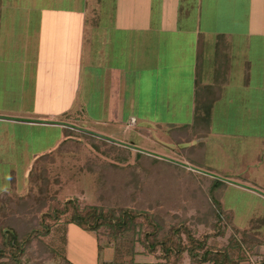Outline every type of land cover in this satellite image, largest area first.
I'll return each mask as SVG.
<instances>
[{"label":"crops","instance_id":"0c3cea01","mask_svg":"<svg viewBox=\"0 0 264 264\" xmlns=\"http://www.w3.org/2000/svg\"><path fill=\"white\" fill-rule=\"evenodd\" d=\"M13 1L0 0V14ZM49 3L46 8L34 4L29 12H18L27 21L20 18L10 30L14 35L18 32L14 49L27 52L22 60L14 56L18 61L14 72L18 77L20 73L22 83L23 76L30 75L33 99L47 98L57 104L29 113L0 109V140L8 137L1 134L2 128L15 131L22 125H58L64 129L60 145L73 130L62 121L65 118L70 123L83 121L84 131L100 132L91 134L94 137L103 138L101 127L114 123L123 135L128 127L133 128L159 144H164L162 136L167 134L174 141L189 140L182 134L188 130L190 145L200 150L201 158H213L220 149L226 158H245L253 150L260 155L264 144V0ZM5 58L7 64L13 63ZM3 96L24 99L23 85L20 92ZM91 110L96 115L94 126L88 124ZM180 154L187 158L186 153ZM7 191L5 195L0 192L2 216L21 211L23 191ZM70 227L82 228L66 223V233ZM91 237L97 246L94 264H102L104 245L97 235ZM138 253L153 254V264H175L164 252L145 248H136L134 264H140ZM113 259L114 250L104 261ZM180 264L195 263L183 257Z\"/></svg>","mask_w":264,"mask_h":264},{"label":"rangeland","instance_id":"374dc122","mask_svg":"<svg viewBox=\"0 0 264 264\" xmlns=\"http://www.w3.org/2000/svg\"><path fill=\"white\" fill-rule=\"evenodd\" d=\"M40 1L14 0L1 8L0 49L6 50L0 51V109L18 108L29 113L57 104L47 98L33 99L30 75L23 76V84L13 67L18 64L14 56L22 60L27 52L14 49L18 32L14 35L10 29L20 18L27 21L18 12L30 11L34 4L46 8L49 1L51 6L52 0ZM5 57L13 63L7 64ZM22 85L24 99L3 96L4 92H20ZM91 112L88 124L94 126L96 115ZM62 121L70 124L67 127L73 129V136L60 145L64 129L58 125L1 129L8 137L0 140V192L5 195L7 189L16 188L23 195L21 211L7 216H2L3 207L0 211V249L6 248L1 241L3 229L16 226L22 235H31L22 264H94L97 246L93 235L105 248L100 263L114 250L115 264H130L135 248L149 250L151 244L161 253L162 242L168 241L172 247L167 253L169 262L180 264L186 257L195 264H216L213 260L195 261L187 251L178 250L188 244L189 234L205 242L200 254L208 246L229 252L234 264L264 261V246L259 247L264 244V144L260 155L253 150L245 158H226L220 149L213 158H201L200 150L190 145L188 130L182 134L189 140L174 141L167 134L162 136L164 144H159L141 137L133 128L128 127L123 135L114 123L101 127L103 138H98L91 134L100 132L82 130L83 121ZM11 133L15 138L9 137ZM214 177L227 182L222 197L212 195ZM220 197L223 207L218 204ZM73 198L81 208L97 205L108 215L119 216L124 210L139 214L125 229L106 224L96 231L70 227L66 233L68 215L57 220L52 215ZM155 258L153 254L136 256L140 264H153Z\"/></svg>","mask_w":264,"mask_h":264},{"label":"trees","instance_id":"16d2710c","mask_svg":"<svg viewBox=\"0 0 264 264\" xmlns=\"http://www.w3.org/2000/svg\"><path fill=\"white\" fill-rule=\"evenodd\" d=\"M72 131L73 130H71L68 134L71 136L67 137L65 140L70 139L73 136ZM213 180L214 181L212 185H209L210 189L212 190V195L216 194V197L218 195L222 197L223 188L227 185V182L215 177L213 178ZM221 197L218 198V204L223 207ZM138 214L139 213H132L131 211L124 210L121 211L119 216H115L111 213L110 215H108L104 212L103 208L97 205L90 204L85 206L84 208H81L80 204L78 203V200L76 198H73L66 201L62 208L55 209L52 217L54 220H57L61 215H68L67 223L72 222L84 229L96 231L106 224L125 229L130 223L136 222L135 219ZM48 230L49 229L47 228L44 233H46ZM30 236V234L22 235L16 226L14 227V229L13 226H11L10 228L5 227L2 232L1 241L3 245L6 246V248L5 250L0 249V264H22L23 255L26 251L27 244L31 241ZM162 243H164V255L165 257H167V253L170 252L172 249L171 242L169 244H167L168 241ZM239 244L237 246L239 247V249H242V247L240 246L241 244ZM177 245H181V243L178 242ZM149 248L150 249L147 251H155L153 249L154 247L151 244H149ZM202 248H205V242L189 234L188 244H184V246H179L178 250H180V252L187 251L189 257L194 258L195 261L213 260L216 264H234L232 256L229 254V252L224 250H211L208 249V246H206V249H204L202 254H200L199 251L201 250L199 249ZM135 253L136 248L134 252H132L130 264H134L133 256L135 255ZM115 261V259L111 261H104L102 264H115ZM261 264H264V261H262Z\"/></svg>","mask_w":264,"mask_h":264},{"label":"built area","instance_id":"2783aa9c","mask_svg":"<svg viewBox=\"0 0 264 264\" xmlns=\"http://www.w3.org/2000/svg\"><path fill=\"white\" fill-rule=\"evenodd\" d=\"M259 264H260V262H259Z\"/></svg>","mask_w":264,"mask_h":264}]
</instances>
